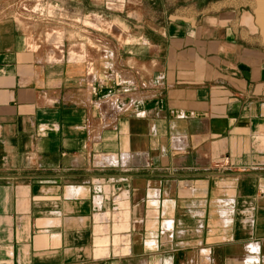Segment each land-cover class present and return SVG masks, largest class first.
<instances>
[{
    "label": "crops",
    "instance_id": "crops-1",
    "mask_svg": "<svg viewBox=\"0 0 264 264\" xmlns=\"http://www.w3.org/2000/svg\"><path fill=\"white\" fill-rule=\"evenodd\" d=\"M18 2L0 0V264H264L253 15L172 18L154 46L139 17L90 65L30 47Z\"/></svg>",
    "mask_w": 264,
    "mask_h": 264
},
{
    "label": "rangeland",
    "instance_id": "rangeland-1",
    "mask_svg": "<svg viewBox=\"0 0 264 264\" xmlns=\"http://www.w3.org/2000/svg\"><path fill=\"white\" fill-rule=\"evenodd\" d=\"M109 1L110 6L82 8L75 6L74 0H19L13 10L30 47L47 49L51 60H84L90 65L94 58L109 57L106 53L110 47L139 42L135 36L144 30L139 17H146L149 36L142 42L148 46L161 41L159 31L153 29H162L167 20H195L203 12L221 6L245 7L264 33V0H126L129 4L125 6L124 0ZM115 234L120 240L121 236Z\"/></svg>",
    "mask_w": 264,
    "mask_h": 264
},
{
    "label": "built area",
    "instance_id": "built-area-1",
    "mask_svg": "<svg viewBox=\"0 0 264 264\" xmlns=\"http://www.w3.org/2000/svg\"><path fill=\"white\" fill-rule=\"evenodd\" d=\"M230 163V159L227 156L221 163H219V166L224 168V166H227Z\"/></svg>",
    "mask_w": 264,
    "mask_h": 264
},
{
    "label": "bare ground",
    "instance_id": "bare-ground-1",
    "mask_svg": "<svg viewBox=\"0 0 264 264\" xmlns=\"http://www.w3.org/2000/svg\"><path fill=\"white\" fill-rule=\"evenodd\" d=\"M26 3V2H25ZM89 37V36H88ZM98 49H99V47H98Z\"/></svg>",
    "mask_w": 264,
    "mask_h": 264
}]
</instances>
